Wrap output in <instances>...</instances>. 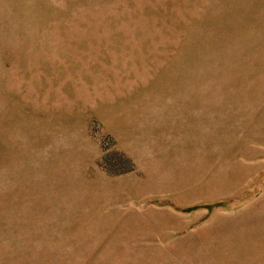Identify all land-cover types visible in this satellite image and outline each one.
<instances>
[{
  "label": "rangeland",
  "instance_id": "374dc122",
  "mask_svg": "<svg viewBox=\"0 0 264 264\" xmlns=\"http://www.w3.org/2000/svg\"><path fill=\"white\" fill-rule=\"evenodd\" d=\"M0 264H264V0H0Z\"/></svg>",
  "mask_w": 264,
  "mask_h": 264
},
{
  "label": "bare ground",
  "instance_id": "6f19581e",
  "mask_svg": "<svg viewBox=\"0 0 264 264\" xmlns=\"http://www.w3.org/2000/svg\"><path fill=\"white\" fill-rule=\"evenodd\" d=\"M250 160V159H249Z\"/></svg>",
  "mask_w": 264,
  "mask_h": 264
}]
</instances>
